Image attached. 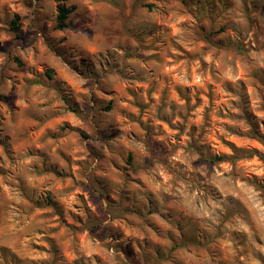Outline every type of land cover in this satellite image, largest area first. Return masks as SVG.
Instances as JSON below:
<instances>
[{"label": "rangeland", "instance_id": "374dc122", "mask_svg": "<svg viewBox=\"0 0 264 264\" xmlns=\"http://www.w3.org/2000/svg\"><path fill=\"white\" fill-rule=\"evenodd\" d=\"M67 4L0 0V264H264V0Z\"/></svg>", "mask_w": 264, "mask_h": 264}, {"label": "trees", "instance_id": "16d2710c", "mask_svg": "<svg viewBox=\"0 0 264 264\" xmlns=\"http://www.w3.org/2000/svg\"><path fill=\"white\" fill-rule=\"evenodd\" d=\"M53 1H55L58 4L57 28L60 29V30H64V29L68 28V26H69V17L73 13L75 8L72 7V6H69L67 4V0H53ZM12 30L18 37L19 36V31H20L19 17H16L12 21ZM239 157H241V156H239V154L236 153L235 155H233L229 159H233L234 160V159H237ZM224 159H228V158L211 157V158L204 159V162L207 163V164L212 165L214 163H217L218 161H223ZM48 199H51V198L49 197Z\"/></svg>", "mask_w": 264, "mask_h": 264}]
</instances>
